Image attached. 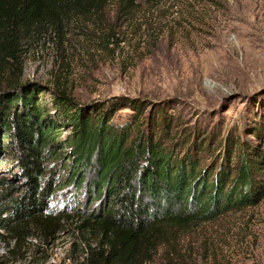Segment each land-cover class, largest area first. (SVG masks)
<instances>
[{
  "label": "rangeland",
  "instance_id": "374dc122",
  "mask_svg": "<svg viewBox=\"0 0 264 264\" xmlns=\"http://www.w3.org/2000/svg\"><path fill=\"white\" fill-rule=\"evenodd\" d=\"M20 84L56 123L52 103L59 92L84 109L115 97L137 99L142 119L153 112L157 124L167 123L169 136L188 137L190 150L200 138L210 140L211 158L192 151L201 167L226 168L225 154L235 157L240 141L264 168V0H156L140 3L128 19H117L110 4L100 16L24 43ZM131 114L119 110L112 123L125 125ZM5 144L0 142V196L10 192L2 202L8 206L28 187L19 160L3 153ZM59 151L69 150L61 145ZM63 163L68 160L49 163L58 178ZM73 200L67 189L42 198V214L34 215L40 230L26 218L28 236L13 256L8 250L14 243L0 230V264H83L98 238L81 228L87 202L81 199L77 211ZM173 239L145 264H264V194L216 220L174 229Z\"/></svg>",
  "mask_w": 264,
  "mask_h": 264
},
{
  "label": "trees",
  "instance_id": "16d2710c",
  "mask_svg": "<svg viewBox=\"0 0 264 264\" xmlns=\"http://www.w3.org/2000/svg\"><path fill=\"white\" fill-rule=\"evenodd\" d=\"M155 1L0 0V89L5 88L0 91V142L6 143L3 153L9 160H19V175L28 187L8 206L2 202L10 192L0 196V230L14 243L9 255L28 236L26 218L40 230L34 215L42 214V198L58 190L71 193L77 211L81 199L87 202L81 228L98 241L88 247L83 264H145L161 246L173 243L174 229L216 220L263 196L264 168L240 141L235 157L225 154L226 168L201 167L192 151L210 152L211 158L210 140L200 138L190 150L184 146L188 137L169 136L167 123L157 124L153 112L142 119L144 105L137 99L115 97L84 109L59 92L52 103L60 117L56 123L20 84L23 44L30 38L63 32L74 20L102 15L110 4L117 19H128L140 3ZM123 109L132 111L129 121L113 124L115 113ZM63 128L69 133L61 142ZM61 145L69 150L64 155ZM60 158L68 164L63 163L58 178L49 163Z\"/></svg>",
  "mask_w": 264,
  "mask_h": 264
}]
</instances>
